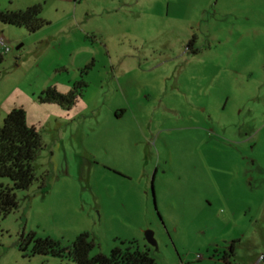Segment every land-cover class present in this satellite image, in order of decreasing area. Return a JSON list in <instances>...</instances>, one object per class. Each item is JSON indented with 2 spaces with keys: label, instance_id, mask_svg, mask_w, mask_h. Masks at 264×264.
I'll return each instance as SVG.
<instances>
[{
  "label": "rangeland",
  "instance_id": "rangeland-1",
  "mask_svg": "<svg viewBox=\"0 0 264 264\" xmlns=\"http://www.w3.org/2000/svg\"><path fill=\"white\" fill-rule=\"evenodd\" d=\"M37 2V31L0 23V124L22 107L42 141L36 179L0 217V264H77L33 244L70 247L81 233L90 255L129 246L154 264H264V0L0 9ZM78 79L70 108L40 101Z\"/></svg>",
  "mask_w": 264,
  "mask_h": 264
},
{
  "label": "trees",
  "instance_id": "trees-1",
  "mask_svg": "<svg viewBox=\"0 0 264 264\" xmlns=\"http://www.w3.org/2000/svg\"><path fill=\"white\" fill-rule=\"evenodd\" d=\"M41 13L42 2L20 10L0 9V23L24 27L34 32L47 23ZM191 42L192 40L188 44ZM3 54L0 52V64L3 61ZM85 86L86 82L83 79L75 81L67 93H61L55 86H50L41 92L39 99L41 102L56 103L64 108H70L81 98ZM41 148V136L35 126L26 123L24 109L13 108L0 124V177H8L12 181V186L0 185V217H5L17 208L15 190L28 188L36 179L33 161ZM93 247V240L88 238L87 233H81L70 247H63L50 237L35 238L33 251L67 256L77 264H154L147 250L115 246L109 255L103 253L90 255Z\"/></svg>",
  "mask_w": 264,
  "mask_h": 264
},
{
  "label": "water",
  "instance_id": "water-1",
  "mask_svg": "<svg viewBox=\"0 0 264 264\" xmlns=\"http://www.w3.org/2000/svg\"><path fill=\"white\" fill-rule=\"evenodd\" d=\"M144 234H145V239H146L147 243L150 244L151 246L157 248V243H156V240L153 236V231L152 230H146Z\"/></svg>",
  "mask_w": 264,
  "mask_h": 264
},
{
  "label": "built area",
  "instance_id": "built-area-1",
  "mask_svg": "<svg viewBox=\"0 0 264 264\" xmlns=\"http://www.w3.org/2000/svg\"><path fill=\"white\" fill-rule=\"evenodd\" d=\"M7 51H9V46L7 45V41L0 34V52L1 53H6Z\"/></svg>",
  "mask_w": 264,
  "mask_h": 264
}]
</instances>
